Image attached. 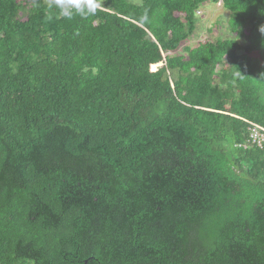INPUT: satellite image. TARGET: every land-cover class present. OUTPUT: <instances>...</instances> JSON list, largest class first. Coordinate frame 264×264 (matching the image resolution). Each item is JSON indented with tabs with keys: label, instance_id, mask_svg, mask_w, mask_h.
I'll list each match as a JSON object with an SVG mask.
<instances>
[{
	"label": "trees",
	"instance_id": "obj_1",
	"mask_svg": "<svg viewBox=\"0 0 264 264\" xmlns=\"http://www.w3.org/2000/svg\"><path fill=\"white\" fill-rule=\"evenodd\" d=\"M209 1L0 0V264H264V0L175 53Z\"/></svg>",
	"mask_w": 264,
	"mask_h": 264
},
{
	"label": "rangeland",
	"instance_id": "obj_2",
	"mask_svg": "<svg viewBox=\"0 0 264 264\" xmlns=\"http://www.w3.org/2000/svg\"><path fill=\"white\" fill-rule=\"evenodd\" d=\"M139 4L141 0H128ZM196 29L193 35L184 42L175 53L185 54L184 47H193L199 41L214 39L216 37L228 36V20L230 13L220 3H212L211 0L205 3L197 12ZM209 30L211 32H209Z\"/></svg>",
	"mask_w": 264,
	"mask_h": 264
},
{
	"label": "clouds",
	"instance_id": "obj_3",
	"mask_svg": "<svg viewBox=\"0 0 264 264\" xmlns=\"http://www.w3.org/2000/svg\"><path fill=\"white\" fill-rule=\"evenodd\" d=\"M100 0H51L49 7L58 9V15L66 19H72L74 16L79 15L87 17L95 15L97 10L101 7ZM144 22H148L149 16L147 11L142 16ZM264 33V27L260 28Z\"/></svg>",
	"mask_w": 264,
	"mask_h": 264
},
{
	"label": "built area",
	"instance_id": "obj_4",
	"mask_svg": "<svg viewBox=\"0 0 264 264\" xmlns=\"http://www.w3.org/2000/svg\"><path fill=\"white\" fill-rule=\"evenodd\" d=\"M249 139L252 143L261 145L264 141V129L260 126H255L249 134Z\"/></svg>",
	"mask_w": 264,
	"mask_h": 264
}]
</instances>
